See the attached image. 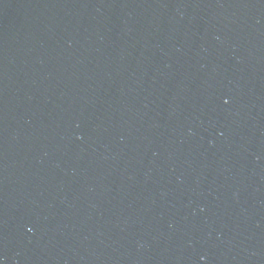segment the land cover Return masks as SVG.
I'll return each instance as SVG.
<instances>
[{
	"label": "water",
	"instance_id": "obj_1",
	"mask_svg": "<svg viewBox=\"0 0 264 264\" xmlns=\"http://www.w3.org/2000/svg\"><path fill=\"white\" fill-rule=\"evenodd\" d=\"M0 264H264V0H0Z\"/></svg>",
	"mask_w": 264,
	"mask_h": 264
}]
</instances>
